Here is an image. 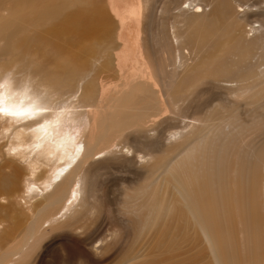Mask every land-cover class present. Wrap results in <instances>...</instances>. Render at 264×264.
<instances>
[{
    "label": "bare ground",
    "instance_id": "bare-ground-1",
    "mask_svg": "<svg viewBox=\"0 0 264 264\" xmlns=\"http://www.w3.org/2000/svg\"><path fill=\"white\" fill-rule=\"evenodd\" d=\"M248 2L174 0L179 18L172 29H161L162 54L169 56L167 74L161 52L153 48V59L146 46L140 47L141 20L146 14L142 0L136 5L115 0H0L4 16L0 41L5 40L0 54L10 56L0 63V82L5 78L10 85L0 84V140L13 129L8 141L0 142V192L18 200L15 213H31L20 245L7 250L0 264H12L38 234L46 235L45 227L76 221L83 210L86 174L95 176L120 166L126 152H132L121 127H137L149 117L148 110L154 115L168 106L181 110L180 101L189 100L188 93H199L203 81L221 89H227L224 84L233 87L232 92L246 97L248 109L254 105L255 114L246 108L234 110L236 103L230 102L226 103L229 109L214 108L186 131L173 133L174 161L168 167L162 166V158L152 164L150 180L159 176L140 187L144 194L140 207L136 203L141 190L126 197V209L134 217L127 221V235L132 242L145 237L150 245L190 246L198 252L197 264H264V25L256 23ZM254 4L261 2L254 0ZM125 13L137 17L135 55L140 69L149 75L141 72L143 81L135 84L136 74L121 76L127 90L111 98L106 107L115 111L96 132L93 113L103 110L97 96L109 85L100 79L98 69L107 65L105 72L112 68L118 77L116 60L117 65L121 59L127 63L132 54L124 45L121 57L115 55L122 43ZM163 18L168 24V17ZM104 28L110 39L101 41ZM128 30L131 37L133 30ZM64 33L73 36L75 44L69 49L66 44L72 41ZM22 60L26 68L19 66ZM156 70L162 76L165 100L154 91ZM10 76L29 85L24 83L18 92ZM30 87L33 94L27 93ZM28 97L31 100L24 102ZM255 122L258 126L249 129ZM209 125L217 131L205 137ZM109 153L115 154L113 160L91 166L94 159ZM133 159L128 160L130 166L141 172ZM225 164L233 167L232 174L223 171ZM228 203L236 209L239 226H233L236 218L233 222L227 218ZM148 204L152 207L144 215L141 207ZM138 258L122 264H138Z\"/></svg>",
    "mask_w": 264,
    "mask_h": 264
},
{
    "label": "rangeland",
    "instance_id": "rangeland-1",
    "mask_svg": "<svg viewBox=\"0 0 264 264\" xmlns=\"http://www.w3.org/2000/svg\"><path fill=\"white\" fill-rule=\"evenodd\" d=\"M115 1L116 3L121 2L122 5L139 4V0ZM142 1L144 7H146V14L144 19L141 20V25L143 26L141 36L143 35V39L141 38L139 40L141 42L140 47L146 46L153 59L155 58L151 54L152 49L156 48L159 50L161 52L160 60L164 58L163 62H165L167 74H169L170 65L167 63L169 62L167 59L169 56L167 53L162 54L161 46L163 32L161 29H172L173 22H176L179 18V13L177 9L174 8V0ZM258 2H261V5L256 6L254 0H249L248 4L253 7L252 12L254 14V19L257 21L256 23L264 25V0H258ZM117 12L121 11L117 10ZM169 14L172 15V17L169 16ZM163 15L168 17L169 25L167 24V20L163 18ZM2 17L4 16H1L0 12V19ZM136 19L137 17L130 18V15L125 13V22H127L125 28L121 29L122 34L120 42L122 41V43L115 55L118 58L121 57V50L124 49V45L131 48L132 54L129 55L130 58L127 63L121 59V61L118 62L119 65H117V60L115 65H113L115 69L118 68L121 75L116 77L112 72V68L109 73H106L103 67H107V65H102L103 67H99L98 69L100 79L109 85L101 89L97 96V103L103 106V110L95 109L96 111L93 113L96 132L105 126L110 114L115 111L106 107L110 104L111 98L115 94L119 95L127 90L128 86L123 87L124 80L121 79L124 78L121 76L123 75L127 79L136 74V76L132 78V84H135L143 81L141 80L142 75H149L146 69L144 70L146 73H144L143 69H140L141 63L139 56L137 57L135 55L136 48H139V42L137 44V40H135L136 35L138 36L137 28L139 26ZM112 20L113 19H111V21ZM128 27L133 30L131 37L129 36ZM156 29H160V33ZM150 30L154 32L153 36ZM133 35H135V37ZM62 36L68 39L67 41H72L66 44V49L71 48L75 44L71 39L73 36L66 33L62 34ZM99 39L101 41L110 39V35L107 34L106 28H104L103 33L99 35ZM120 42L118 43L120 44ZM4 44L5 40H1L0 47ZM77 44L85 45L82 41H78ZM104 44L105 43L99 45L104 46ZM59 46L60 44H56V48ZM62 49L63 47L59 50ZM126 50L127 48H125V51ZM6 58H10V56H3L0 54V63ZM104 59L105 58H102L101 61ZM26 64V60H22L19 66H25L26 68ZM60 69H63V64L60 66L59 70ZM167 74L163 73L166 77L169 76ZM8 79L13 85L15 84L14 87L18 92L21 91L24 83L29 85L28 82L21 81L17 76H10ZM154 79H156L158 83V87L154 85V91H156L158 95L161 93L162 99L165 100L167 96L162 85L161 73L158 70H156ZM154 79L151 78L150 80L153 82ZM2 83H4V86L7 88L10 86L5 78H2L0 84ZM119 83L121 84L119 85ZM202 84L205 86H203L205 89L201 87L202 90L200 89L199 93L193 95L188 93L189 100L185 102L180 101L179 106H181V110H171L170 106H168L164 108L165 110H160L161 112H157L155 115L151 110H148L149 117L141 121L137 127H128L126 125L121 127V130L125 133V144L132 151L126 152L128 155L123 156L124 163L120 166H112L109 169L98 171L95 176L88 172L85 176L86 187L82 200L83 210L78 213L76 221L69 224L64 223L63 220L54 223L52 226L45 227L43 230H46V235L43 236L42 234H38L33 243L28 245L12 264H122L126 260L132 259L138 255V259H140L138 264H197L195 258L198 252L193 251L190 246L187 247L183 245L182 248L181 246L171 247L168 245L166 246L164 243L150 245L148 244V239L145 237L132 242L127 235L128 228L126 224L129 219H133L134 217L126 209V197L130 193L141 190L140 187L144 184L148 186L150 182L158 178L159 175L150 180L152 172H150L149 169L155 161L162 158V166L166 167L174 161L177 154L171 148L173 147V133H178L182 130L186 131L189 127L196 124L199 116L206 113L210 114L214 108L219 110L223 108L229 109L226 103H236L234 110H241L243 108L252 110L246 107L250 104L247 103L248 101L244 95H237L231 91L230 88L233 87L224 84L223 86L227 89H221L207 81H203ZM139 92H141V90H138L137 93ZM27 93L33 94L32 88L29 89ZM39 98L42 99L43 95H39ZM30 100L31 97H28L24 102H29ZM174 107L175 109L177 108L176 106ZM231 107H233V105H231ZM253 113L255 114L254 111ZM244 116L249 120L251 119L250 115L246 114ZM3 121L4 120H2V122ZM257 126L255 122L248 128L254 129ZM230 130L231 129L226 128V132H230ZM216 131L217 128L215 125H209L204 131V134H207L205 137L212 135ZM12 132L13 129L7 132V135L2 138L0 142L4 143L6 140L8 141L13 135ZM113 137L115 136H110L109 139ZM114 156L115 154L109 153L100 158H96L92 161L91 166H94L95 162L99 160H113ZM130 159H133L135 169L140 170L142 173L135 171L130 166L128 161ZM6 171L10 172L9 169ZM223 171L227 174H232L233 167L225 164L223 166ZM160 181H162L163 189L165 184L163 169ZM142 197H144L143 191L141 197L137 199V207H140L139 202ZM17 202L18 200L10 196L7 192H0V204H2L0 205V230L2 231L0 234V259L8 252L7 250H11L20 245V241L24 234L23 227L30 221L29 216L31 213L26 212V215L15 213L13 206ZM220 203L222 202L218 201V205ZM151 207L150 204L141 207L143 214L147 215L148 209ZM38 208L41 207L39 206ZM226 214L227 218H232V222L233 219L236 218V223L233 225L234 227L239 226V221L236 217V209L230 203L226 205ZM220 216H223L221 210ZM232 222L229 223V225H231ZM262 244H264V240Z\"/></svg>",
    "mask_w": 264,
    "mask_h": 264
}]
</instances>
